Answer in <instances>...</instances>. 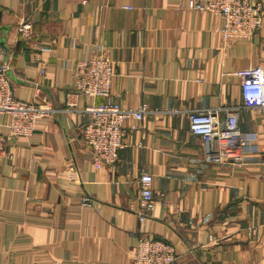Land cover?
<instances>
[{
	"label": "crops",
	"instance_id": "1",
	"mask_svg": "<svg viewBox=\"0 0 264 264\" xmlns=\"http://www.w3.org/2000/svg\"><path fill=\"white\" fill-rule=\"evenodd\" d=\"M190 1L0 0L14 97L56 110L0 154V264H129L144 237L170 242L179 264H264V110L242 108L236 76L264 66V26L225 45L220 21ZM24 21L29 40L19 35ZM101 48L115 63L107 101L150 113L125 122L117 166L97 171L83 140L89 117L64 110L72 63ZM89 102L81 97L79 108ZM231 107L256 137L243 166L208 160L189 128L191 112L221 111L223 121ZM7 122L0 117L5 135ZM144 173L156 208L142 223Z\"/></svg>",
	"mask_w": 264,
	"mask_h": 264
},
{
	"label": "built area",
	"instance_id": "2",
	"mask_svg": "<svg viewBox=\"0 0 264 264\" xmlns=\"http://www.w3.org/2000/svg\"><path fill=\"white\" fill-rule=\"evenodd\" d=\"M191 11L207 12L220 21L217 29L222 42L248 41L264 26V4L262 0H191ZM23 40L32 36V26L22 22L18 28ZM8 52L0 48V117L8 119L5 127L8 135L0 132V154L5 152L9 139L30 138L40 121L49 119L56 112L52 106L21 101L14 97L8 78ZM41 62L39 56H35ZM45 66L42 74L45 75ZM72 91L67 94L65 113L88 116L84 126L83 140L92 153L95 170L116 167L119 151L125 146V122L133 119L141 122L150 113L146 104L124 109L120 104L107 101L111 96L115 76V63L103 49L90 57L77 60L71 65ZM240 79L242 108L264 110V66H256L236 73ZM89 99L84 109L78 101ZM103 99L102 102H97ZM238 107L224 110L225 119L219 118L221 111L189 114V128L193 135L201 137L206 158L217 164L232 163L243 166L246 153L251 151L256 137L244 133L239 126ZM136 128V127H135ZM153 176L147 173L139 179V220L145 223L156 208ZM83 207H91L92 200L83 197ZM211 241L215 239L211 236ZM129 264H179L176 248L166 240L140 238Z\"/></svg>",
	"mask_w": 264,
	"mask_h": 264
}]
</instances>
